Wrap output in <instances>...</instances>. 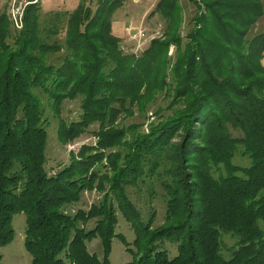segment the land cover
Wrapping results in <instances>:
<instances>
[{
    "label": "trees",
    "instance_id": "16d2710c",
    "mask_svg": "<svg viewBox=\"0 0 264 264\" xmlns=\"http://www.w3.org/2000/svg\"><path fill=\"white\" fill-rule=\"evenodd\" d=\"M87 1L44 18L32 4L19 31L0 15V247L24 212L32 264H111L115 237L133 256L127 264H264V31L250 37L263 0H204L186 40L169 32L182 20L177 1L162 0L169 38L140 56L125 53L112 31L124 0H98L96 9ZM162 93L171 113L149 132L121 124ZM79 97L80 119L67 122L63 104ZM44 98L64 145L98 124L96 145L71 152L54 174L45 167ZM238 154L249 164L234 163ZM148 181L164 192L159 226L157 211L144 219L130 197V187ZM94 189L98 203L67 212ZM118 211L135 230V249L116 232ZM96 237L102 258L87 247ZM168 242L177 245L173 257Z\"/></svg>",
    "mask_w": 264,
    "mask_h": 264
},
{
    "label": "rangeland",
    "instance_id": "374dc122",
    "mask_svg": "<svg viewBox=\"0 0 264 264\" xmlns=\"http://www.w3.org/2000/svg\"><path fill=\"white\" fill-rule=\"evenodd\" d=\"M33 1V0H30ZM98 0H88L87 5H91L96 9V2ZM180 7L181 22L174 23L173 27L169 28L170 20H167L161 12L160 5L162 0H124L122 5L116 10L113 16L112 31L121 39L120 45L122 50L128 54L140 56L150 45L154 39L165 36V34L176 30L180 36L185 39L188 31L195 26L193 21L194 16L199 13L202 15L206 11V4L204 0H176ZM19 3V0H0V15L5 13L11 23V27L15 31L21 28L15 27L12 18V9ZM80 0H38L32 4H38L41 17L44 18L50 11H73L79 6ZM264 3V0H263ZM25 21V20H24ZM264 31V15L260 18L256 26L251 30L252 35ZM64 36V32L61 33ZM167 36H165L166 39ZM169 38V37H168ZM167 38V39H168ZM186 40V39H185ZM176 51V44L169 45L168 56H174ZM264 63V61H263ZM170 98L164 93L159 94L154 105L149 107L148 111L143 114L135 111L134 116L123 118L122 125L141 124L139 128L141 131L149 132L150 127L158 123L165 115L171 113L167 107ZM45 116L48 119V144L46 148V164L45 167L48 173L58 172L63 166L70 163V154L74 152L78 154L83 145H96L97 137L94 131L98 128V124H93L90 130L81 137L66 145L61 143L58 139L59 119L53 116L52 110L48 101L44 98ZM163 107L164 110L157 114V110ZM81 115V98L75 100H66L63 104L62 117L67 122L79 120ZM235 135L238 132L233 131ZM179 139L176 138V140ZM234 163L240 165L249 164V158L242 157L241 154L233 159ZM130 197L141 210L144 219H147L154 209L157 211V218L154 226H159L165 221L166 206L162 196L163 189L161 185L155 181L146 184H140L138 187L129 188ZM102 197V193L94 189L92 191H84L80 202L67 207L68 213H76L79 209L89 210L91 206L98 203ZM119 222L116 227V232L123 234L130 243V247L135 249L133 244L136 233L131 223L124 217L121 211H118ZM96 225L95 220L87 223L86 228L91 229ZM13 226L15 234L13 240L2 247H0V254L3 257L5 264H32V255L25 246L26 236V214L23 212L14 216ZM227 243L231 246L234 241L226 236ZM167 247L171 250L172 257L177 254V245L168 242ZM88 250L91 253L97 254L100 258L103 257V245L100 237L93 238L87 241ZM226 255L228 252L223 251ZM133 259L131 252L127 250L126 245L118 238L113 239L112 251L110 255L111 264H127Z\"/></svg>",
    "mask_w": 264,
    "mask_h": 264
},
{
    "label": "built area",
    "instance_id": "2783aa9c",
    "mask_svg": "<svg viewBox=\"0 0 264 264\" xmlns=\"http://www.w3.org/2000/svg\"><path fill=\"white\" fill-rule=\"evenodd\" d=\"M38 0H19V3L17 5L14 6V8L12 9V20L15 24V27L17 28H23L24 26V18H25V11L27 8V5L29 3H35Z\"/></svg>",
    "mask_w": 264,
    "mask_h": 264
}]
</instances>
